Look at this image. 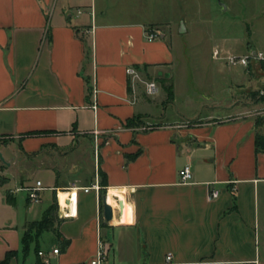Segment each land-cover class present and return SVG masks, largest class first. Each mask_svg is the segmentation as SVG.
Wrapping results in <instances>:
<instances>
[{
  "label": "crops",
  "instance_id": "0c3cea01",
  "mask_svg": "<svg viewBox=\"0 0 264 264\" xmlns=\"http://www.w3.org/2000/svg\"><path fill=\"white\" fill-rule=\"evenodd\" d=\"M167 4L0 0V262L14 252L9 264H43L41 251L49 264H89L100 235L106 264H162L167 255L171 264H262L264 153L255 133L263 132L255 120L164 124L167 111L152 115L138 93L137 83L145 90L143 82H157L154 97L161 80L174 79L173 42L189 33L184 12L175 18ZM150 30L159 37L149 42ZM214 49L222 62L231 54L225 39ZM185 165L192 179L180 184ZM36 181L45 188L39 201L19 199L18 189ZM92 185L98 190L83 191ZM211 190L218 196L208 200ZM55 201L52 228L24 256L28 225ZM46 232L53 241L42 247Z\"/></svg>",
  "mask_w": 264,
  "mask_h": 264
},
{
  "label": "rangeland",
  "instance_id": "374dc122",
  "mask_svg": "<svg viewBox=\"0 0 264 264\" xmlns=\"http://www.w3.org/2000/svg\"><path fill=\"white\" fill-rule=\"evenodd\" d=\"M155 1L152 0V4ZM165 1L170 7L169 15L178 18L182 14L180 10L184 12L189 33L185 34L186 26L181 21L185 33L179 34L173 42L177 58L174 79L161 80L157 96H144V102L154 107L151 114L162 116V111H167L168 119L163 120L164 124L179 126L204 124L208 116L221 120L250 116L264 134V68H261L264 62H254L246 69L232 67L228 70L224 62L211 58L213 46L223 39L232 55L264 54V0ZM138 5L130 6L139 8ZM161 29L169 31L167 26ZM142 79L150 80L145 76ZM172 83L175 101L174 96L172 100L167 98L166 89L172 86L173 92ZM137 86L138 93L143 94V84L137 83ZM154 126L157 125L152 123L143 130ZM18 197L25 199L26 193H18ZM51 233L43 234L40 246L45 247L53 241ZM260 249L264 264V247Z\"/></svg>",
  "mask_w": 264,
  "mask_h": 264
},
{
  "label": "built area",
  "instance_id": "2783aa9c",
  "mask_svg": "<svg viewBox=\"0 0 264 264\" xmlns=\"http://www.w3.org/2000/svg\"><path fill=\"white\" fill-rule=\"evenodd\" d=\"M159 37V33L156 31H145V38L147 41H153L154 39H157ZM213 59L219 60L220 59V51L218 49H214L212 52ZM224 62L229 67H241V68H248L249 65L256 62H264V54L263 53H249L247 55H232L228 54L224 58ZM126 73L128 76L137 77L136 71L132 68H129L126 70ZM145 87V93L147 96H153L157 91V85L155 82L149 81V82H143ZM93 93H95V89L93 90ZM192 179V171L191 167L189 165L183 166L178 171V182L180 184H188L191 182ZM22 190L26 193L27 199L30 202H38L40 198V193L45 190V188L41 185V182L36 181L33 186L25 187ZM89 190H98V187L96 185H92L88 188H83L84 192H88ZM218 196V191L211 190L208 193V200L215 199ZM61 207H63L65 210H67V204H65V201L63 202V206L60 204ZM72 208V207H71ZM70 208V211H66L65 217H70L72 215V210ZM69 210V209H68ZM107 247L108 245L104 242V240L100 237L98 238L97 242V250L95 253L94 258L89 262V264H106V256H107ZM53 254H58L57 249L52 250ZM38 256L43 258V264H49V258L43 253L38 252ZM162 264H171V256L167 255L164 259V263Z\"/></svg>",
  "mask_w": 264,
  "mask_h": 264
},
{
  "label": "trees",
  "instance_id": "16d2710c",
  "mask_svg": "<svg viewBox=\"0 0 264 264\" xmlns=\"http://www.w3.org/2000/svg\"><path fill=\"white\" fill-rule=\"evenodd\" d=\"M261 68H264V63L261 64ZM167 92V98L173 99V92H172V86H169V88L166 89ZM133 121H129L127 125L131 126ZM257 125L258 123L255 122ZM255 150L256 152H262L264 153V134H260L258 132L255 133ZM135 154V156H137ZM133 157H130V159H133ZM104 186V185H103ZM103 193L100 194V197L102 198ZM57 210V204L56 201L53 205H51L43 214L40 221L30 223L27 227V230L25 231L23 237H22V253L25 256L28 253V249L31 243H36V251L38 250V244L37 239L42 234V232L47 231L52 228L53 221H54V215ZM69 244V241L64 240L63 241V247H67ZM38 252H36L38 256ZM14 252H7L4 259L0 262V264H9L10 259L14 256ZM42 264V263H38Z\"/></svg>",
  "mask_w": 264,
  "mask_h": 264
},
{
  "label": "water",
  "instance_id": "95a60500",
  "mask_svg": "<svg viewBox=\"0 0 264 264\" xmlns=\"http://www.w3.org/2000/svg\"><path fill=\"white\" fill-rule=\"evenodd\" d=\"M221 7L223 10L226 9V7L224 5L221 4ZM180 32H184L185 29L183 27V25L180 26L179 29ZM102 209H103V219L106 223H109L112 219V209L111 206L108 204L107 202V197L104 196L103 197V204H102Z\"/></svg>",
  "mask_w": 264,
  "mask_h": 264
},
{
  "label": "bare ground",
  "instance_id": "6f19581e",
  "mask_svg": "<svg viewBox=\"0 0 264 264\" xmlns=\"http://www.w3.org/2000/svg\"><path fill=\"white\" fill-rule=\"evenodd\" d=\"M122 212H123V209H122Z\"/></svg>",
  "mask_w": 264,
  "mask_h": 264
}]
</instances>
